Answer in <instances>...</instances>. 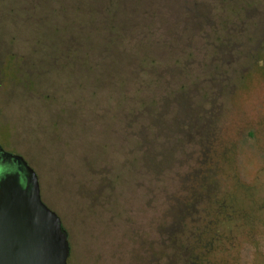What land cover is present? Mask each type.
<instances>
[{
  "label": "rangeland",
  "instance_id": "374dc122",
  "mask_svg": "<svg viewBox=\"0 0 264 264\" xmlns=\"http://www.w3.org/2000/svg\"><path fill=\"white\" fill-rule=\"evenodd\" d=\"M263 20L264 0H0V145L67 264H181L195 228L264 264V85L241 77Z\"/></svg>",
  "mask_w": 264,
  "mask_h": 264
},
{
  "label": "water",
  "instance_id": "95a60500",
  "mask_svg": "<svg viewBox=\"0 0 264 264\" xmlns=\"http://www.w3.org/2000/svg\"><path fill=\"white\" fill-rule=\"evenodd\" d=\"M60 218L41 200L27 162L0 146V264H67Z\"/></svg>",
  "mask_w": 264,
  "mask_h": 264
},
{
  "label": "flooded vegetation",
  "instance_id": "af4514ba",
  "mask_svg": "<svg viewBox=\"0 0 264 264\" xmlns=\"http://www.w3.org/2000/svg\"><path fill=\"white\" fill-rule=\"evenodd\" d=\"M260 24H261L262 28L264 29V20ZM234 30H236V27H234ZM261 38L262 39L259 41V43L262 45V51L257 56L258 60L253 62L251 66L244 68L242 73H241L242 74L241 77L244 76L247 71L250 72L252 67L257 66L256 69L258 68L257 70L260 71L262 84L264 85V36L261 37ZM234 43H236V42L234 41ZM256 72L253 74V71H252L248 75V77L249 76L254 77L256 75ZM201 181L202 182H207L206 176H203L201 178ZM230 242H231L230 245H234L233 241H230ZM223 244H225V243L224 242H219V241H210V240H208L206 238V236L204 235V233L201 232L200 240L196 244L197 256L191 257V258H186V256H184L185 259H186L185 262H183V257H181L180 258L181 264H235L233 262L234 261L233 260L234 257H232V258L231 257L230 258H222V260L217 259L218 257H215V254L217 252H219V250L217 248H220V245H223ZM187 248H189L187 246V243L186 242L183 243V247H181V249L183 251V254L186 253V249ZM191 250L193 251L192 248H191ZM187 260H188V262H187Z\"/></svg>",
  "mask_w": 264,
  "mask_h": 264
},
{
  "label": "trees",
  "instance_id": "16d2710c",
  "mask_svg": "<svg viewBox=\"0 0 264 264\" xmlns=\"http://www.w3.org/2000/svg\"><path fill=\"white\" fill-rule=\"evenodd\" d=\"M196 180V178H194L193 179V183L191 184V186L189 187L190 188V191H191V193H194L195 194V192L197 191L196 189H197V181H195ZM225 219H227L228 220V222L230 221V219H231V217L230 216H228L227 214H221ZM222 218V217H221ZM241 219H243V218H240V216H239V214L237 215V219H236V221H239L240 222V220ZM230 224V223H229ZM235 225V224H234ZM234 225H233V227H234ZM210 226V224H208V227ZM207 227V228H208ZM64 230V229H63ZM193 231L195 232V234H196V237H195V240H193V238H192V240L195 242V244H193L192 246H191V248L193 249V254H194V257L195 256H197V247H196V244H197V242L199 241V233H198V231L196 230V228L195 229H193ZM190 232H192V231H190ZM208 234H206V233ZM198 233V234H197ZM204 235L206 236V238L208 239V240H211V241H215L214 239H215V237H214V235H212L211 234V232H210V229H208V230H204ZM67 240H68V237H67ZM68 245H69V242H68ZM212 248V247H211ZM214 248V247H213Z\"/></svg>",
  "mask_w": 264,
  "mask_h": 264
}]
</instances>
